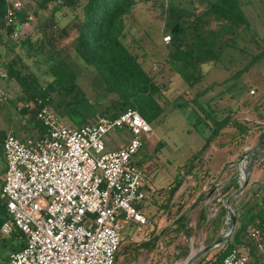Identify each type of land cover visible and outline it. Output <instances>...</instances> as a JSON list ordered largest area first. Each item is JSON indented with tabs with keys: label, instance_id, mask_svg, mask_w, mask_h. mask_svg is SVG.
Segmentation results:
<instances>
[{
	"label": "trees",
	"instance_id": "trees-1",
	"mask_svg": "<svg viewBox=\"0 0 264 264\" xmlns=\"http://www.w3.org/2000/svg\"><path fill=\"white\" fill-rule=\"evenodd\" d=\"M140 1L148 0H35L37 8L33 9L28 4L24 5L23 9L16 13L15 21L12 24H7L5 21L7 2L0 0V42L9 45L8 50H14L9 59L0 62V69L5 72V76L0 77L6 81L14 80L20 88L14 98L6 96V100L0 102V108L5 102H16L17 100L25 102L19 110L20 114L29 113L25 121V130H23L26 133L22 135L16 129L18 137L21 139L28 136L36 137L45 131L44 125L37 117L38 106L29 108L26 105L27 102L35 100V98H42L44 102L55 108L60 117L67 118L66 121L71 126L83 125L94 121L99 116L114 117L128 106L137 108L148 122L154 120L164 111V101L159 99L163 94L161 85L152 70L144 65L140 54L130 49L125 41L130 27L127 23L132 17L134 5ZM198 1L205 3V6L197 9L193 4L194 0H188L185 4L179 0L152 1L153 4H160L163 7L164 24L162 26L170 35L169 41L163 44L164 51L161 62L169 65L190 86L202 79L204 63L217 61L225 43V35L249 24L247 18L240 11V0ZM64 8L69 9L72 16L66 23L60 24L56 18V12ZM31 13L36 20L33 33H29L19 42H15L10 37L13 29L29 20ZM71 30H75V35L71 40L72 49L75 55L86 64L83 65L85 68L83 70L88 68L87 70L92 72L93 79L103 83L102 93H106L104 95L107 98L103 100L106 103H103L101 107L95 106L93 102L96 101L87 97L84 88L78 83L75 73L71 69L69 70L66 63L61 64L63 61L61 57H58L57 61L49 66L47 73L51 77L45 82H42L23 63V56L20 54L23 49L25 52L29 51L33 54L47 55L49 52L55 56L56 50L63 49L62 46L54 48L58 44L59 37L68 35ZM263 55L264 49L254 54L249 63H253ZM249 63L237 71H244L249 67ZM187 92L186 89L179 92L175 96L173 104L183 103L179 100L198 102L201 92H197L195 95H191V93L188 95ZM253 92L254 89L251 93ZM202 93L204 92L202 91ZM208 103L206 102V104ZM206 104L197 103L194 108L199 113L197 119L204 121L211 130L205 137L201 148L182 165V169L187 173H194L196 158L211 142L222 146L232 139L247 134L252 129L251 122L232 116L230 110L226 115L219 116L217 110L219 111L221 107L218 109L215 106L217 104H210L207 108ZM5 133L6 130L0 127V139ZM263 136L264 132L260 134V138ZM2 157L4 158L0 143V158L3 159ZM252 158L253 155H251L250 161ZM4 168L5 164L0 168V175ZM236 176L237 174L229 176L221 188L220 191L225 198L239 186ZM261 180L256 183H260ZM181 184L182 178L176 177L167 190L169 197L176 192ZM208 193V190H201L193 203L201 202ZM252 193L254 192L252 191ZM154 215L155 213H151L148 214V217L152 220ZM8 218L5 202L0 197V264H5L9 253L23 246L25 242L24 235L20 230H12L9 233L2 231V223ZM237 218L238 213L236 222ZM224 220H226L224 204L219 205L217 212L209 220H206V208L202 204L195 225L202 223L205 225L207 228L206 243L208 244L216 238L215 236L208 237L209 234L211 232L218 234V227L223 224ZM249 227H257L260 230L261 234L258 240L252 242L241 236L243 229H246L248 235ZM193 228L194 226L189 224L187 213L182 211L172 223L165 225L159 231H156L154 227L149 229L147 239L135 240L131 238L130 233H126L116 252L114 264H117L119 260L123 262L136 259L143 250L151 251L158 248L163 236H167L169 233L183 232L190 236ZM125 238L126 240H124ZM258 241L264 243V208L262 207L250 214L239 227L235 224L234 230L226 242L210 257H207L209 252L199 256L195 264H216L232 247H237L248 254L247 264H264V246L260 249ZM177 245L176 257L186 258L188 247L185 244L177 243Z\"/></svg>",
	"mask_w": 264,
	"mask_h": 264
},
{
	"label": "rangeland",
	"instance_id": "rangeland-1",
	"mask_svg": "<svg viewBox=\"0 0 264 264\" xmlns=\"http://www.w3.org/2000/svg\"><path fill=\"white\" fill-rule=\"evenodd\" d=\"M152 1H140L134 5L132 17L127 23L130 27L125 41L130 49L140 54L144 65L152 70L163 90L162 97L159 99L164 101V111L149 122L150 130L143 134V144L133 156V160L141 167L147 180L156 189L154 195L152 194V197L150 196L144 201V203H149L144 211L155 212L152 220H156L154 228L159 231L165 225L172 223V219L182 211L191 217V221L195 218L194 223L196 224L197 215L204 199L196 204L193 202L201 190H204L203 185L211 187L215 176L216 180L227 182L232 172L237 174L240 166L238 160L247 143L251 146L259 144L256 149L264 150V136L260 138V134L264 132V55L253 63H249L254 54L264 49V0H240V11L247 18L248 26L234 32L230 31L225 35V43L217 61L204 63L202 79L192 86L188 85L169 65L161 62L164 51L163 44L166 42L163 40V36L168 32L162 26L164 24L163 7L160 4H153ZM179 1L185 4L188 0ZM26 4L30 8H37L35 0H24V5ZM193 4L197 9L205 6V3L198 0H194ZM71 16L72 13L67 8L56 12V18L60 24L66 23ZM35 22V17L31 13L29 20L20 24L21 34L16 38L10 36L11 39L19 42L27 34H32ZM74 35L75 30H71L68 35L59 37L58 44L54 48L62 46L63 49L56 50L55 56L49 52L47 55L33 54L29 51L25 52L23 49L20 52L23 56V63L42 82H45L51 77L47 73L49 66L56 62L58 57H61L63 60L61 64L66 63L69 70L71 69L75 73L76 79L84 88L87 97L96 101L93 102L95 106L101 107L103 103H106L103 100L107 98L106 93H104L105 95L102 93L103 83L93 79L92 72L87 70L88 68L83 70L85 62L77 57L72 49L71 40ZM8 46L0 42V62L13 55L14 50H8ZM15 49L18 50V48ZM248 63L247 69L242 72L237 71L246 67ZM0 73H4L5 76L3 69H0ZM0 83L8 96L7 98H14L20 89L12 79L6 81L0 77ZM184 89L188 91V95L201 92L198 102H194L195 104L209 102L206 104L207 108L210 104H217L215 106L218 109L221 107L219 111L217 110L219 116L226 115L230 110L232 116L247 120L252 124V129L247 134L232 139L222 146L211 142L196 158L194 173H187L182 169V165L201 148L211 129L204 121L197 119L199 113L196 112L193 102L179 100L183 103L173 104L175 96ZM251 89H254L253 93H251ZM24 103L23 100L5 102L0 108V127L15 134L18 129L22 135L25 134L26 132L23 130H25V121L29 113H22V115L19 110ZM28 103H26L27 106H29ZM51 108L54 110V114L60 117L57 110ZM60 118L68 123L66 117ZM103 139L105 148L113 149L118 144L126 143L129 133L125 129L114 128L109 130ZM2 166L3 162L0 158V168ZM223 169H226V173L222 176ZM178 176L182 178V184L177 192L169 197L167 190ZM260 179H262L261 182L256 183ZM214 190L212 188L209 193ZM232 199L231 205L239 206L236 222L238 227L246 221L250 214L261 207L264 208V153L258 156L254 162L248 185ZM222 227L223 224H220L218 234L211 232L208 237L215 236L217 238ZM228 229L229 227L224 231L227 232ZM123 230L124 234H135V236H131L135 240L147 239L149 236L147 232L149 229L137 231L135 225H125ZM242 231V237L244 236L245 239L252 242L255 241L246 234V229ZM206 234L207 228L203 223L194 225L190 236L183 232L169 233L167 236H163L158 248L151 251L143 250L136 259L123 262L119 260L117 264H182L185 258L183 256L176 257L177 243L185 244L188 247L187 256H189L207 244ZM224 243L208 250L207 257H210ZM197 259L198 257L189 264H195Z\"/></svg>",
	"mask_w": 264,
	"mask_h": 264
},
{
	"label": "built area",
	"instance_id": "built-area-1",
	"mask_svg": "<svg viewBox=\"0 0 264 264\" xmlns=\"http://www.w3.org/2000/svg\"><path fill=\"white\" fill-rule=\"evenodd\" d=\"M6 2L5 21L12 24L24 0ZM20 34L19 26L10 36ZM169 39L170 35L164 34L163 40ZM5 100L0 83V102ZM28 105L38 106L36 113L44 133L21 139L6 131L0 139L5 161L0 197L9 214L1 229L4 233L20 230L25 238L23 246L9 253L5 264H114L125 225L134 224L137 231L154 227L140 205L156 189L133 160L150 123L137 108L128 106L114 117L99 116L71 126L42 98ZM114 128L127 130L129 139L106 149L104 135ZM243 175V166H239V184ZM214 179L211 187L215 190L203 203L206 220L215 215L219 204L226 205L220 191L226 181ZM211 187L203 185L204 190ZM260 234L257 227L249 228L252 239L258 240ZM258 246L262 249L264 243L258 241ZM247 261L245 251L232 247L216 264Z\"/></svg>",
	"mask_w": 264,
	"mask_h": 264
},
{
	"label": "water",
	"instance_id": "water-1",
	"mask_svg": "<svg viewBox=\"0 0 264 264\" xmlns=\"http://www.w3.org/2000/svg\"><path fill=\"white\" fill-rule=\"evenodd\" d=\"M259 144L252 145L250 147H246L243 152L241 153L238 165L243 166V180L242 183L239 184V186L234 190V192H231L227 198H226V217L229 218L228 221H225L223 224L222 229L220 230V233L216 239L206 244L204 247L200 248L198 251L191 253L189 256H187L182 264H189L191 261L196 259L197 257L201 256L208 250L212 249L213 247L218 246L221 243L226 242V240L229 238L230 234L234 230L235 224H236V217L237 213L239 211V206L234 208L231 205V199L238 193H241L245 187L249 183V178L251 175L252 168L254 166V162L258 159V156L264 153V150H257L256 147H258ZM253 155L252 160L250 161V157ZM250 161V163H249ZM229 227L228 231L225 232V228ZM176 264V263H174Z\"/></svg>",
	"mask_w": 264,
	"mask_h": 264
},
{
	"label": "crops",
	"instance_id": "crops-1",
	"mask_svg": "<svg viewBox=\"0 0 264 264\" xmlns=\"http://www.w3.org/2000/svg\"><path fill=\"white\" fill-rule=\"evenodd\" d=\"M250 146H251V144H248V143L246 144V147H250ZM2 158H3V157H2ZM2 162H3V165H4V164H5L4 158L2 159ZM225 170H226V169H223L222 176L226 173ZM250 176H251V175H250ZM214 178H216V176H215ZM214 178H213V179H214ZM176 192H177V190H176ZM176 192H175V193H176ZM175 193H174V194H175ZM153 195H154V194H153ZM151 197H152V196H151ZM147 199H149V198H147ZM147 199H146V200H147ZM148 204H149V203H144V202H142L141 205H140L141 209L144 211L145 208H146V205H148ZM234 207L236 208V206H234ZM144 212H145L147 215H148V214H151V213H155V212L150 211V210H146V211H144ZM188 217H189V224L192 225V226H194V225H195V223H194L195 218H194V220L191 221V217H190V216H188ZM174 219H175V218H173L172 221H173ZM153 221H156V220L154 219ZM224 222H225V220H224ZM224 222H223V224H224ZM129 225H134V224H129ZM147 232H148V231H147ZM131 236H135V234L132 233Z\"/></svg>",
	"mask_w": 264,
	"mask_h": 264
}]
</instances>
